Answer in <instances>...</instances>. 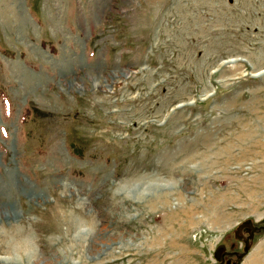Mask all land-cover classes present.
<instances>
[{"label": "rangeland", "instance_id": "1", "mask_svg": "<svg viewBox=\"0 0 264 264\" xmlns=\"http://www.w3.org/2000/svg\"><path fill=\"white\" fill-rule=\"evenodd\" d=\"M249 228L264 0H0V264H264Z\"/></svg>", "mask_w": 264, "mask_h": 264}, {"label": "water", "instance_id": "2", "mask_svg": "<svg viewBox=\"0 0 264 264\" xmlns=\"http://www.w3.org/2000/svg\"><path fill=\"white\" fill-rule=\"evenodd\" d=\"M262 229H264V228H249L248 229V232H249V238L248 239H246V240H244V242H245V246H244V254H246V253H248V250H249V239L250 238H252V236L254 235V232H256V231H259V230H262ZM222 250V248H220L218 251H221ZM243 255V254H242ZM242 255H239V256H237V257H241Z\"/></svg>", "mask_w": 264, "mask_h": 264}, {"label": "bare ground", "instance_id": "3", "mask_svg": "<svg viewBox=\"0 0 264 264\" xmlns=\"http://www.w3.org/2000/svg\"><path fill=\"white\" fill-rule=\"evenodd\" d=\"M187 158V157H186ZM188 160H189V158H187ZM175 161V160H174ZM178 161V160H177ZM174 164V163H173ZM176 164V163H175ZM181 165V164H180ZM177 166V165H176ZM176 166H175V168H176ZM178 167H179V165H178ZM175 171V170H174Z\"/></svg>", "mask_w": 264, "mask_h": 264}, {"label": "flooded vegetation", "instance_id": "4", "mask_svg": "<svg viewBox=\"0 0 264 264\" xmlns=\"http://www.w3.org/2000/svg\"><path fill=\"white\" fill-rule=\"evenodd\" d=\"M230 256V255H229ZM223 257H225L224 255H223ZM221 260H222V258H221Z\"/></svg>", "mask_w": 264, "mask_h": 264}]
</instances>
